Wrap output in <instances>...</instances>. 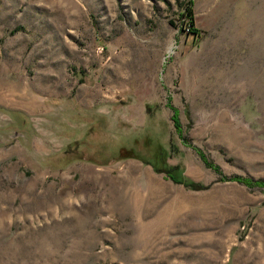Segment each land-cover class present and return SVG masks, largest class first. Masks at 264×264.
Instances as JSON below:
<instances>
[{
    "label": "rangeland",
    "instance_id": "374dc122",
    "mask_svg": "<svg viewBox=\"0 0 264 264\" xmlns=\"http://www.w3.org/2000/svg\"><path fill=\"white\" fill-rule=\"evenodd\" d=\"M234 176L264 181V0H0V264H264Z\"/></svg>",
    "mask_w": 264,
    "mask_h": 264
},
{
    "label": "trees",
    "instance_id": "16d2710c",
    "mask_svg": "<svg viewBox=\"0 0 264 264\" xmlns=\"http://www.w3.org/2000/svg\"><path fill=\"white\" fill-rule=\"evenodd\" d=\"M191 1H189L187 3V5H185V10H187V15H188V20H189V25L191 26V28L189 29V33L190 34H194L197 35V29L194 28L193 24V17H192V9H191ZM171 120L173 122L174 127L178 130V132L180 131V127L181 124L179 122L178 116H177V110L174 109L172 115H171ZM183 138V137H182ZM133 143L136 146V143L139 144L141 147H144L145 149L147 148V151H149V156L152 158L153 160V164L152 167L158 171V172H164L172 181H174L175 183H182L184 186H186L187 188L193 189V190H198V189H202L203 185H201L200 183L194 182L193 180H190L188 178H186L183 175V169L179 168V166L177 165H173V166H167L164 162L166 156H165V151L162 147V145L160 143H156L154 141H148L147 139L143 142H138L137 139H133ZM145 145H148L145 146ZM137 149V146L135 147ZM146 150H144L145 152ZM138 153V151H137ZM140 156H146V155H142L141 153H138ZM139 155H136L133 151L132 147H125L122 146L119 149L118 152V156H119V160L122 159H126V158H138L139 159ZM144 163L150 164L149 161H143ZM208 165L211 166V163L206 162ZM159 164L161 166H159ZM218 170V169H217ZM234 180H239L240 182H244L245 184H247L248 186H261L264 188V181L262 180H257L254 181L250 178H242L239 176H234L233 177Z\"/></svg>",
    "mask_w": 264,
    "mask_h": 264
},
{
    "label": "water",
    "instance_id": "95a60500",
    "mask_svg": "<svg viewBox=\"0 0 264 264\" xmlns=\"http://www.w3.org/2000/svg\"><path fill=\"white\" fill-rule=\"evenodd\" d=\"M10 134H11V135H10L11 137H15V135H16V134H13V133H10Z\"/></svg>",
    "mask_w": 264,
    "mask_h": 264
},
{
    "label": "bare ground",
    "instance_id": "6f19581e",
    "mask_svg": "<svg viewBox=\"0 0 264 264\" xmlns=\"http://www.w3.org/2000/svg\"><path fill=\"white\" fill-rule=\"evenodd\" d=\"M169 51H171V47L169 48Z\"/></svg>",
    "mask_w": 264,
    "mask_h": 264
}]
</instances>
